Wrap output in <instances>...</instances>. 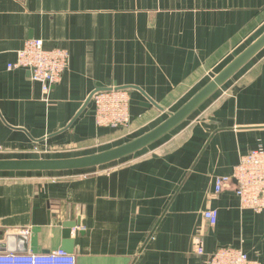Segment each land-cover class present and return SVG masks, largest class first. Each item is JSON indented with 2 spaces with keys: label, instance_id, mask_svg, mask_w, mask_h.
Instances as JSON below:
<instances>
[{
  "label": "crops",
  "instance_id": "1",
  "mask_svg": "<svg viewBox=\"0 0 264 264\" xmlns=\"http://www.w3.org/2000/svg\"><path fill=\"white\" fill-rule=\"evenodd\" d=\"M263 32L264 0H0V160L84 156L131 141ZM31 38L70 53L48 93L28 70L8 68ZM243 69L257 84H227ZM239 72L135 154L88 169L0 171L3 247L15 235V251L63 248L64 224L79 221L77 264H208L221 246L264 264V210L243 207L235 181L215 190L242 155L264 149V49ZM112 87L129 92L127 127L99 126L87 103ZM208 208L219 212L214 225Z\"/></svg>",
  "mask_w": 264,
  "mask_h": 264
},
{
  "label": "built area",
  "instance_id": "2",
  "mask_svg": "<svg viewBox=\"0 0 264 264\" xmlns=\"http://www.w3.org/2000/svg\"><path fill=\"white\" fill-rule=\"evenodd\" d=\"M70 66V53L66 48H46L41 38L27 39L17 51V59L8 63L9 69L23 68L33 81L41 82L45 93L57 84ZM96 123L101 127H127L131 122L130 95L127 89L112 87L95 92ZM235 181V192L243 207L260 213L264 210V149H253L241 156L231 175L219 176L215 190L220 193L226 184ZM1 182V180H0ZM219 212L208 208L204 217L216 224ZM203 247L198 252L203 253ZM0 264H77L75 254L59 248L47 253L9 251L0 240ZM208 264H261L242 248L221 246L210 255Z\"/></svg>",
  "mask_w": 264,
  "mask_h": 264
},
{
  "label": "water",
  "instance_id": "3",
  "mask_svg": "<svg viewBox=\"0 0 264 264\" xmlns=\"http://www.w3.org/2000/svg\"><path fill=\"white\" fill-rule=\"evenodd\" d=\"M262 49H264V32L257 37L249 46L220 70L205 86H203L190 100H188L178 111L170 112L169 117L160 125L149 132L119 146L103 150L101 152L77 157L66 158H32V159H1L0 171L2 170H27V171H62L78 170L98 167L110 162L122 159L135 154L136 152L151 145L171 130L186 121L207 99L215 94L220 87L226 84L239 70H241L250 60H252ZM107 88H97L89 97L87 103L92 99L93 94L99 90ZM79 221H70L64 224L63 249L73 251V229L79 226ZM82 233V232H81ZM15 235L8 237L6 249L15 251L14 246H10L15 239ZM9 247V248H8Z\"/></svg>",
  "mask_w": 264,
  "mask_h": 264
},
{
  "label": "rangeland",
  "instance_id": "4",
  "mask_svg": "<svg viewBox=\"0 0 264 264\" xmlns=\"http://www.w3.org/2000/svg\"><path fill=\"white\" fill-rule=\"evenodd\" d=\"M227 84H257V73H246V71L243 69L242 71H240L233 79H231V81H229ZM133 135L130 136H123L121 139L119 140H114L111 145H106L100 149L103 148H108V147H113L115 145L121 144L126 141H129L130 139H132ZM116 142V143H115ZM99 149V148H98ZM96 149V150H98ZM95 152V150H89V152ZM87 151H76L74 152V154L76 155H80V154H86Z\"/></svg>",
  "mask_w": 264,
  "mask_h": 264
}]
</instances>
